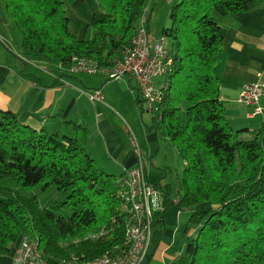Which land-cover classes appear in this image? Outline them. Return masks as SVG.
I'll list each match as a JSON object with an SVG mask.
<instances>
[{
  "label": "trees",
  "instance_id": "16d2710c",
  "mask_svg": "<svg viewBox=\"0 0 264 264\" xmlns=\"http://www.w3.org/2000/svg\"><path fill=\"white\" fill-rule=\"evenodd\" d=\"M253 1L178 0L163 29L173 64L163 98L148 109L149 129L176 147L186 167L176 193L171 184L153 183L164 193V210L155 213L152 242L160 241L166 210L178 196L188 218L185 248L174 264H264V127L239 138L216 73L223 56L218 17L241 15ZM3 2L22 51L65 68L76 58L110 66L150 13V0H97L90 21L94 36L81 39L70 28L67 0ZM138 104L145 111L140 95ZM67 124L70 133L39 130L0 108L1 253H10L23 235L37 239L51 261L92 260L124 242L128 219L117 185L124 173L97 164L86 147L87 126ZM40 184L56 187L62 199L42 206L36 195L21 191Z\"/></svg>",
  "mask_w": 264,
  "mask_h": 264
},
{
  "label": "crops",
  "instance_id": "0c3cea01",
  "mask_svg": "<svg viewBox=\"0 0 264 264\" xmlns=\"http://www.w3.org/2000/svg\"><path fill=\"white\" fill-rule=\"evenodd\" d=\"M73 5L84 14L76 13L73 20L79 22L72 30L81 39L92 38L87 36L91 17L99 9L97 0H78ZM218 21L223 37V56L216 67L221 100L233 128L244 136L254 135L264 127V94L258 103L262 112L254 115L256 106L240 102L239 95L246 84L264 83V1L254 0L243 14L219 16ZM123 79L114 83L102 72L72 73L48 56L26 55L0 0V108L14 112L21 123L39 130L70 133L68 122L87 126V150L100 167L112 169L110 173L117 176L134 167L139 156L146 162V154L153 157L160 151L158 134L149 129L140 113L136 81ZM98 89L104 101L92 102L89 95ZM139 135L144 141L138 139ZM147 176L154 182L148 171ZM177 203L178 196L166 210V227L160 241L152 242L142 264H174L184 251L186 237L179 229L188 213L181 211ZM12 255L13 249L10 253L0 252V264H11Z\"/></svg>",
  "mask_w": 264,
  "mask_h": 264
},
{
  "label": "built area",
  "instance_id": "2783aa9c",
  "mask_svg": "<svg viewBox=\"0 0 264 264\" xmlns=\"http://www.w3.org/2000/svg\"><path fill=\"white\" fill-rule=\"evenodd\" d=\"M147 13L140 20V25L122 56L115 58L110 66H101L87 58H76L69 71L89 74L105 73L109 80L124 77L137 83L140 98L150 110L159 103L164 95L163 86L154 84V77L167 75L173 64V57L165 47L166 36L150 41L149 27L146 24ZM264 94V83L257 82L244 85L239 101L255 105L254 114L261 113L258 106ZM92 102H103L104 95L100 89L89 95ZM118 194L123 209L127 213L126 236L122 244L92 260L77 257L59 261L49 260L40 248L37 239L23 235L13 248L11 264H142L153 240V222L155 213L164 210V193L149 181L145 159L139 156L137 164L128 169L117 179Z\"/></svg>",
  "mask_w": 264,
  "mask_h": 264
},
{
  "label": "rangeland",
  "instance_id": "374dc122",
  "mask_svg": "<svg viewBox=\"0 0 264 264\" xmlns=\"http://www.w3.org/2000/svg\"><path fill=\"white\" fill-rule=\"evenodd\" d=\"M78 0H67V16L71 17L72 19V26L71 29L75 26L74 22V16L77 15L76 13L82 12L84 14L83 10L80 8L77 9L74 7L73 3L77 2ZM88 1V0H87ZM178 0H150L149 2V8L150 13L147 17V26L150 28V41L153 42L155 39H159L163 35V29L165 27L170 26L171 20H170V11L173 6V4ZM80 34L82 32H79ZM94 36V30L92 26L88 29V38ZM165 47L168 49H171L172 44L168 37H166ZM88 74V73H87ZM91 76H97V75H91ZM121 80V81H120ZM120 80H110V82L119 83L126 79H120ZM154 84L158 88H161L165 81H166V75H158L154 77ZM119 81V82H118ZM145 111L140 110V113L143 114L144 122L150 127L152 124V117L153 114L150 112L145 106ZM144 125V124H143ZM257 133V132H256ZM253 137L252 134L248 136H244L242 133L239 134V138L241 139H249ZM140 141H144L142 137L139 135L138 138ZM159 145H160V151L153 157H150V155L146 154L148 156L145 164H146V171H148L149 178L152 179L156 184H171L174 193L178 190V181L179 177L182 176L183 171L186 167V162L184 159H182L177 150L176 147L168 140H165L161 137H159ZM142 143V142H141ZM145 144V142H143ZM146 145V144H145ZM112 169L105 168V171L111 172ZM15 185V184H14ZM21 191L23 194L27 196L36 195L38 197V200L42 206H48L50 203L62 199L63 195L56 189V187L51 186L47 189H44L42 184L33 187L31 189H23L21 188ZM184 217V214H183ZM182 218L180 219V221ZM182 230V227L179 229Z\"/></svg>",
  "mask_w": 264,
  "mask_h": 264
}]
</instances>
